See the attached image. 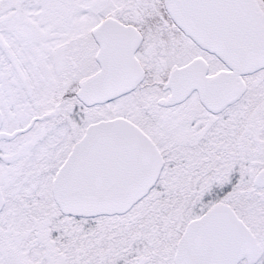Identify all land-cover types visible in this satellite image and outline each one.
<instances>
[{
    "label": "snow or ice",
    "instance_id": "obj_1",
    "mask_svg": "<svg viewBox=\"0 0 264 264\" xmlns=\"http://www.w3.org/2000/svg\"><path fill=\"white\" fill-rule=\"evenodd\" d=\"M0 264H264V0H0Z\"/></svg>",
    "mask_w": 264,
    "mask_h": 264
}]
</instances>
